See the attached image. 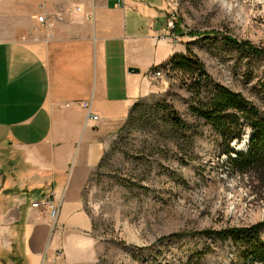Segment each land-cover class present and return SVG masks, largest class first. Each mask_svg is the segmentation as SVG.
Returning a JSON list of instances; mask_svg holds the SVG:
<instances>
[{"label":"crops","instance_id":"0c3cea01","mask_svg":"<svg viewBox=\"0 0 264 264\" xmlns=\"http://www.w3.org/2000/svg\"><path fill=\"white\" fill-rule=\"evenodd\" d=\"M118 2L0 0V264H99L88 185L133 103L157 92L151 69L185 52L166 24L178 0ZM50 189L56 231L30 206Z\"/></svg>","mask_w":264,"mask_h":264},{"label":"rangeland","instance_id":"374dc122","mask_svg":"<svg viewBox=\"0 0 264 264\" xmlns=\"http://www.w3.org/2000/svg\"><path fill=\"white\" fill-rule=\"evenodd\" d=\"M169 10L181 29L171 39L198 58L208 88L223 84L262 108V60L244 58L224 37L264 46V0H178ZM155 79L157 92L137 111L144 122L121 127L88 185L106 244L99 264H261L232 241L198 234L264 221V187L235 171L228 159L235 155L223 152L222 139L191 110L204 100L206 81L199 90L178 69ZM164 114L179 116L188 129ZM251 135L245 128L230 147L247 152Z\"/></svg>","mask_w":264,"mask_h":264},{"label":"trees","instance_id":"16d2710c","mask_svg":"<svg viewBox=\"0 0 264 264\" xmlns=\"http://www.w3.org/2000/svg\"><path fill=\"white\" fill-rule=\"evenodd\" d=\"M179 34L180 26L175 29ZM193 34V33H191ZM228 44L233 46L241 55L246 58H255L262 60L264 66V46H257L246 40L238 42L235 39L224 37ZM169 66L171 70L178 69L183 74H189L194 78L199 90L202 88V82L205 80L206 96L204 100H198L191 106V110L202 120H204L222 139L229 162L235 171L242 177H246L261 184L264 187V106L260 108L256 103L247 99L240 92L231 90L223 84H212L204 79L206 72L199 62L198 58L186 50L185 53H175V55L162 63L160 66ZM204 79V80H203ZM260 89L264 93V79ZM207 83V84H206ZM264 95V94H263ZM140 101L133 103L130 108L126 125L134 123V119L144 122L143 116L138 113L141 107ZM163 119L170 125L180 126L188 129L185 122L175 114ZM123 128V126H122ZM250 129L252 132L249 148L247 152H238L230 147L235 139H240L244 129ZM102 162L105 159L103 156ZM102 163L97 167H101ZM47 191L39 193L42 196ZM205 238H214L221 242L232 241L236 246L245 248L251 259L264 264V221H258L248 226H237L224 228L223 230H204L198 232Z\"/></svg>","mask_w":264,"mask_h":264},{"label":"built area","instance_id":"2783aa9c","mask_svg":"<svg viewBox=\"0 0 264 264\" xmlns=\"http://www.w3.org/2000/svg\"><path fill=\"white\" fill-rule=\"evenodd\" d=\"M121 2L122 0H119L118 4H120ZM167 15V27L170 32H173L176 28L178 13L175 10H169ZM37 20L41 23H44L45 17L42 15H37ZM172 38L176 39L175 35L172 36ZM170 70L171 69L169 68V66H161V68L152 69V71L149 73V76L154 79L161 78V76H165L166 73H169ZM79 104L86 111L87 115L90 118L98 119V115H95L91 112V103L89 101H82ZM30 206L35 210L38 209L42 213H45L50 220L51 230L56 231L59 217V206L57 201H55V194L53 190H50V192H47L42 196H37L36 198L30 200ZM62 255V250H57L56 257L60 258L62 257Z\"/></svg>","mask_w":264,"mask_h":264},{"label":"water","instance_id":"95a60500","mask_svg":"<svg viewBox=\"0 0 264 264\" xmlns=\"http://www.w3.org/2000/svg\"><path fill=\"white\" fill-rule=\"evenodd\" d=\"M128 71H130V72H138V70L137 69H135L134 67H132V68H129V70Z\"/></svg>","mask_w":264,"mask_h":264}]
</instances>
